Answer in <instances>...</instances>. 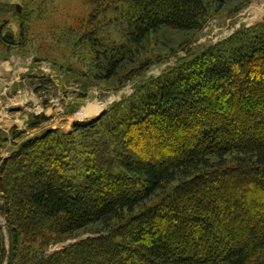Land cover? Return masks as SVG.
I'll return each mask as SVG.
<instances>
[{"label": "trees", "instance_id": "16d2710c", "mask_svg": "<svg viewBox=\"0 0 264 264\" xmlns=\"http://www.w3.org/2000/svg\"><path fill=\"white\" fill-rule=\"evenodd\" d=\"M89 1L97 8L106 0ZM213 1L222 8L234 0H107L124 42L87 33L98 79L117 77L164 28L201 30ZM49 120L30 114L28 129ZM26 133L10 130L15 143ZM139 139L143 157L134 153ZM10 140L0 130V151ZM1 173L11 242L7 249L0 228V264H264V22L69 133L24 139ZM49 231L89 237L52 254L22 246L23 233L36 244Z\"/></svg>", "mask_w": 264, "mask_h": 264}, {"label": "rangeland", "instance_id": "374dc122", "mask_svg": "<svg viewBox=\"0 0 264 264\" xmlns=\"http://www.w3.org/2000/svg\"><path fill=\"white\" fill-rule=\"evenodd\" d=\"M106 1H100L97 10L89 0H0V130L11 139L0 151V178L4 161L24 139L49 129L69 133L76 122L96 119L115 103L135 98L153 80L177 64L192 60L210 45L226 40L237 30L264 22V0H234L222 8L213 1L209 7L212 17H208L201 30L184 32L164 28L152 35L139 51L137 48L132 51L131 63L119 70L117 77L101 80L97 77V73L101 74L100 60L92 50L87 33L94 30L96 34H107L110 40L124 42L125 29L124 24H110L112 12L104 9ZM6 34L14 35V45L6 46ZM77 72L80 74L76 76ZM83 73L92 78L96 74V78L90 80ZM36 87H41L40 93ZM91 107L98 108L99 112L81 115ZM8 108L20 111L12 112ZM41 113L49 114L51 120L36 129H28L30 114ZM13 127L27 130L16 143L10 135ZM153 136L157 138L160 133L155 132ZM134 142L138 145L135 154L144 151V140ZM39 146L43 145H38L36 152ZM137 156L143 157L140 153ZM230 181H234L233 177ZM6 208V199L0 191V228L9 249ZM157 224L159 232H166V222ZM49 232L52 234L45 239L38 236L36 244L23 233L22 246L52 254L89 237L82 231L61 237Z\"/></svg>", "mask_w": 264, "mask_h": 264}, {"label": "bare ground", "instance_id": "6f19581e", "mask_svg": "<svg viewBox=\"0 0 264 264\" xmlns=\"http://www.w3.org/2000/svg\"><path fill=\"white\" fill-rule=\"evenodd\" d=\"M93 109V110H91ZM99 112V109L98 108H95V107H91L89 109H85L81 112V115L82 116H88V115H92V114H96Z\"/></svg>", "mask_w": 264, "mask_h": 264}, {"label": "water", "instance_id": "95a60500", "mask_svg": "<svg viewBox=\"0 0 264 264\" xmlns=\"http://www.w3.org/2000/svg\"><path fill=\"white\" fill-rule=\"evenodd\" d=\"M17 10H18V12L21 11L20 6H17ZM4 39H5L7 42H14V41H15V40H14V35H13V34H6V35L4 36ZM108 107H111V105H109ZM14 109H19V108H12V110H14ZM47 115H49V114H47ZM77 240H79V239H77Z\"/></svg>", "mask_w": 264, "mask_h": 264}, {"label": "crops", "instance_id": "0c3cea01", "mask_svg": "<svg viewBox=\"0 0 264 264\" xmlns=\"http://www.w3.org/2000/svg\"><path fill=\"white\" fill-rule=\"evenodd\" d=\"M7 84H8V83H7ZM0 85H1V82H0ZM8 110L10 111V110H12V109H9V108H8Z\"/></svg>", "mask_w": 264, "mask_h": 264}]
</instances>
